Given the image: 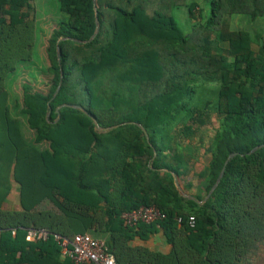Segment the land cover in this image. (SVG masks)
Instances as JSON below:
<instances>
[{
    "label": "trees",
    "instance_id": "obj_1",
    "mask_svg": "<svg viewBox=\"0 0 264 264\" xmlns=\"http://www.w3.org/2000/svg\"><path fill=\"white\" fill-rule=\"evenodd\" d=\"M32 1L0 0V264H64L28 229L88 235L115 264H245L264 244V38L223 17L263 19L264 0H204L203 23L186 0H56L39 39ZM13 185L19 210H4ZM150 206L164 218L120 219ZM159 232L168 254L132 246Z\"/></svg>",
    "mask_w": 264,
    "mask_h": 264
},
{
    "label": "rangeland",
    "instance_id": "obj_2",
    "mask_svg": "<svg viewBox=\"0 0 264 264\" xmlns=\"http://www.w3.org/2000/svg\"><path fill=\"white\" fill-rule=\"evenodd\" d=\"M195 2L197 7L195 9V20L194 22L203 23L210 15V6L204 0H186L185 5ZM32 10L30 15L33 17L36 26V35L39 39L41 30L44 29V24H51L58 18V5L56 0H33L31 3ZM200 10V11H199ZM170 15L174 19L178 28L185 35L192 32V25L194 22L188 17L187 8L180 6L171 10ZM223 24L227 26L228 30L231 31H242L246 34L256 35L259 33L264 38V18L248 23L247 20L240 18L239 16L223 17ZM213 37V36H212ZM256 49L255 46H252ZM204 86L198 92L202 98L206 99V89ZM209 90L215 93V86L210 85ZM216 119L213 118L212 125L208 128V134L211 136L214 133L217 123ZM214 126V127H213ZM52 208L51 205L43 203L41 209ZM245 264H264V244H260L255 252L250 254L245 261Z\"/></svg>",
    "mask_w": 264,
    "mask_h": 264
},
{
    "label": "built area",
    "instance_id": "obj_3",
    "mask_svg": "<svg viewBox=\"0 0 264 264\" xmlns=\"http://www.w3.org/2000/svg\"><path fill=\"white\" fill-rule=\"evenodd\" d=\"M163 218L164 215L154 206L140 207L120 216L123 224L129 228L138 224L148 225ZM181 222V218H178L177 223L180 224ZM187 224L189 227H193L194 220L189 219ZM11 234L14 235V231H11ZM49 237L52 238L59 249L60 257L69 259L72 264H115L105 243L94 240L88 235L77 234L72 237H63L51 234L45 229L26 230V240L28 242H45Z\"/></svg>",
    "mask_w": 264,
    "mask_h": 264
},
{
    "label": "crops",
    "instance_id": "obj_4",
    "mask_svg": "<svg viewBox=\"0 0 264 264\" xmlns=\"http://www.w3.org/2000/svg\"><path fill=\"white\" fill-rule=\"evenodd\" d=\"M195 166L199 167V164L196 163ZM3 209L9 211L19 210V194H18V187L16 185H13L10 194L7 197L6 202L3 204ZM38 209H41V206L38 207ZM132 246L143 247L150 251L158 252L164 255L168 254L171 251V247L166 243L165 238L161 232L155 235H151L146 241L135 240L132 243ZM58 261L64 264H71L69 263V259L62 258L60 256L58 257Z\"/></svg>",
    "mask_w": 264,
    "mask_h": 264
},
{
    "label": "water",
    "instance_id": "obj_5",
    "mask_svg": "<svg viewBox=\"0 0 264 264\" xmlns=\"http://www.w3.org/2000/svg\"><path fill=\"white\" fill-rule=\"evenodd\" d=\"M93 7H94V10H95V0H93ZM95 15H96V13H95ZM98 30H99V25H98V21H97V19L95 18V31H94V33L92 34V36L90 37V39L87 41L88 43L91 42V41L96 37V35H97V33H98ZM62 40H64V39H60L59 41H62ZM75 42H77V43H81L80 41H75ZM87 42H82V43H87ZM56 57H57V61H59V58H60V50H59L58 48L56 49ZM61 78H62V74H60V79H61ZM58 89H59V87L56 89V91H55V93H54V95H53V98H54V96L56 95V93L58 92ZM61 107H62V106H61ZM61 107H59V108L56 109L57 118H59L58 110H59ZM72 107H73V108H76V109L78 108V107H76V106H72ZM47 117H48V114H47L46 118H47ZM89 117H91V116H89ZM114 128H115V127H109V128H105V129H103V128H98V131H100V132H106V131L112 130V129H114ZM139 128H140V129L142 130V132L145 134L144 129H143L141 126H139ZM254 150H256V149H253L251 152H253ZM235 155H236V154H232V155H230V156L227 158V160L225 161V164L229 161V159L233 158ZM223 171H224V169L221 170V172H220L218 178L216 179V182L214 183V185H213L212 188L210 189V191H209V193L207 194V196H206L201 202L198 203L199 205L204 204V203L207 201V199L209 198V196L211 195V193H212V192L215 190V188L218 186V184H219V182H220V179H221V177H222V175H223ZM174 184H175V187H176L177 191L179 192V194H181L182 196H184V197L187 198L188 200H194L192 197H190V196L186 195L184 192H182V190H181V188H180V186H179V184H178V182H177L176 180H174Z\"/></svg>",
    "mask_w": 264,
    "mask_h": 264
}]
</instances>
